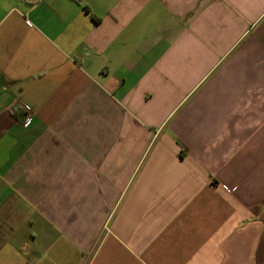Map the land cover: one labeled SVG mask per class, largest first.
<instances>
[{
    "label": "crops",
    "instance_id": "1",
    "mask_svg": "<svg viewBox=\"0 0 264 264\" xmlns=\"http://www.w3.org/2000/svg\"><path fill=\"white\" fill-rule=\"evenodd\" d=\"M0 264H264V0H0Z\"/></svg>",
    "mask_w": 264,
    "mask_h": 264
},
{
    "label": "built area",
    "instance_id": "2",
    "mask_svg": "<svg viewBox=\"0 0 264 264\" xmlns=\"http://www.w3.org/2000/svg\"><path fill=\"white\" fill-rule=\"evenodd\" d=\"M30 123V119L26 118L23 122H22V126L26 127L27 125H29Z\"/></svg>",
    "mask_w": 264,
    "mask_h": 264
}]
</instances>
